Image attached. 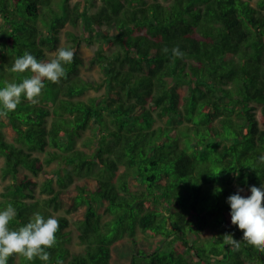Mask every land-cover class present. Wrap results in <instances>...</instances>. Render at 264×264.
I'll return each mask as SVG.
<instances>
[{
	"label": "trees",
	"instance_id": "obj_1",
	"mask_svg": "<svg viewBox=\"0 0 264 264\" xmlns=\"http://www.w3.org/2000/svg\"><path fill=\"white\" fill-rule=\"evenodd\" d=\"M95 2L0 0V88L32 75L11 71L25 51L47 61L76 50L36 105L22 96L0 117V210L17 212L9 226L64 212L49 261L14 253L7 264H113L124 245L126 264H264L227 203L264 185V0ZM67 24L82 32L66 30L60 45ZM82 41L97 44L92 55ZM94 66L96 79L83 73ZM54 161L40 183L23 171Z\"/></svg>",
	"mask_w": 264,
	"mask_h": 264
},
{
	"label": "clouds",
	"instance_id": "obj_2",
	"mask_svg": "<svg viewBox=\"0 0 264 264\" xmlns=\"http://www.w3.org/2000/svg\"><path fill=\"white\" fill-rule=\"evenodd\" d=\"M75 49L59 47L49 60H38L34 55L25 51L23 55L16 58L11 71L24 73L29 71L32 75L20 83H6L0 88V117H6L9 112L14 111L21 103L23 96L31 104L36 105L45 87L44 81L59 83L66 78L64 64H71L75 58ZM167 53L168 48L162 49ZM172 54L176 58H182L184 53L179 46L174 47ZM264 163V155L259 157ZM220 191V189H216ZM250 196L237 193L227 198L230 205L231 223L243 231L242 240L254 246L258 252L264 253V185L261 187L251 186ZM17 212L12 204H8L0 210V264H7V260L14 253L21 254L27 260L32 261L39 258L47 262L50 259V249L56 246V233L59 230V221L55 216L45 218L39 212L33 214L31 219L21 227L12 229L10 222L16 217ZM223 242L239 249L240 241L233 238L231 234L223 235Z\"/></svg>",
	"mask_w": 264,
	"mask_h": 264
},
{
	"label": "rangeland",
	"instance_id": "obj_3",
	"mask_svg": "<svg viewBox=\"0 0 264 264\" xmlns=\"http://www.w3.org/2000/svg\"><path fill=\"white\" fill-rule=\"evenodd\" d=\"M75 1V0H73ZM81 2V5L84 4V0H78ZM95 3H98L99 0H95ZM89 11H92L94 8H90L89 7ZM78 27H73L71 25H66L65 28L61 31V43L60 45H68V42L66 40V36H65V31L66 30H73L76 33H81L82 29ZM97 44L96 43H87L86 41H82L81 42V53L84 57H88L90 55L93 54L95 48H96ZM54 52L51 53V57L52 54ZM83 73H85L89 78L92 79H96L99 76V72L96 69V66H94L92 69H83ZM170 80V79H168ZM177 92H179L180 96L185 94L187 91V86L185 84H178L176 86ZM152 108L154 107L153 104L151 106ZM257 118H259L260 120V116H259V112L256 113ZM34 154L40 155L42 156V154L40 152H34ZM2 163V158L0 157V165ZM57 167V163L56 161L51 162L49 165L44 167V170H42V172H39L37 175H33L32 173L25 171L32 179H34L35 181H37V183H40L42 180L44 179H49V178H53L54 177V171ZM122 169V166L120 167V170ZM8 179L5 180H0V191L3 190L4 185L8 182ZM54 184V183H53ZM40 196H44V194H40ZM3 201V198L0 196V202ZM64 213L62 210H59L57 212H53L54 216L57 214H61ZM67 230H69V235H70V241L68 243V245L74 249H77L78 246L75 244V239H76V228L74 226L73 223H70V225L67 227ZM136 234L137 235H141V231L139 229H136ZM126 250H128V253L130 252V248L129 246H125L123 247H119L117 248L115 251H113V258H112V263L113 264H126L127 262V252ZM192 258L195 260L197 259L196 255L194 254V252H192L191 254ZM18 260H16L17 262Z\"/></svg>",
	"mask_w": 264,
	"mask_h": 264
}]
</instances>
